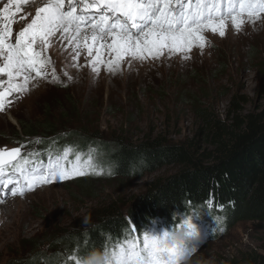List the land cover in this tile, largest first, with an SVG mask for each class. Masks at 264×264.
<instances>
[{"label": "rangeland", "instance_id": "obj_1", "mask_svg": "<svg viewBox=\"0 0 264 264\" xmlns=\"http://www.w3.org/2000/svg\"><path fill=\"white\" fill-rule=\"evenodd\" d=\"M36 6L32 4L20 16L26 12L34 15ZM30 19L29 16L28 21ZM18 21L13 26L15 31L28 22L20 18ZM205 35L212 46L206 47L202 54L198 48L193 49L192 58L188 61L174 56L170 60L161 58L144 63L134 62L131 66L124 65L123 71L115 75L102 68L96 78H93L88 67H66L71 61L68 53L58 45L51 54L58 74L68 86L40 81L6 112L0 113V147L24 145L22 151L25 153L40 152L39 136L17 135L19 118L39 119L46 102L53 103L54 99H58L62 103L68 94L77 99L84 111L92 113L89 119L94 127L110 139L114 135H121L138 140L149 133L180 142L196 136L204 129L203 121L195 104L189 102V97L182 100L185 93L198 95L200 105L210 100L209 111L222 118H225L231 99L235 96L244 97L247 101L240 104L246 112L263 109L264 21H258L255 25L246 24L239 33L233 31L229 24L225 38L211 33ZM79 63H86L84 54ZM65 70L73 76L71 81L63 77ZM139 87L140 95L137 97L135 90ZM208 95L210 98L206 100ZM127 99H133L134 103L127 106ZM60 108L63 106L60 105ZM86 155V151L81 154L85 159ZM175 170V166H167L155 173L122 180L115 175H87L67 181L57 180L39 186L22 197H13L10 189L7 193L0 191V201H3L0 203V264L20 260L25 253L27 259L30 258V255H34L30 254L31 243L42 241L45 234L51 235L77 226L85 217L95 215L111 202H125L122 211L126 217L133 201L152 182ZM91 181V185L85 184ZM156 223L157 219L154 226H157ZM196 224L206 235V240L192 257L193 264L204 259L219 264L230 254L249 249L260 250L264 243V221L238 222L220 236L217 233L209 235L201 224ZM161 230L141 232L160 235ZM49 244L46 242L42 247L48 251L47 254L54 251L49 249Z\"/></svg>", "mask_w": 264, "mask_h": 264}, {"label": "trees", "instance_id": "obj_2", "mask_svg": "<svg viewBox=\"0 0 264 264\" xmlns=\"http://www.w3.org/2000/svg\"><path fill=\"white\" fill-rule=\"evenodd\" d=\"M135 91L139 97L140 87ZM185 97L195 104L204 129L180 142L149 133L138 140L121 135L107 138L89 119L92 113L84 111L71 94L66 95V102L59 103L58 99L46 102L39 119L19 118L17 135L39 136L38 161L43 158L47 162L50 155L57 156L65 150H71L70 159H74L75 154L86 151V159L91 154L103 165L104 177H108L111 167L121 180L155 173L167 166H175L176 170L152 182L133 201L126 217L122 211L126 203L111 202L95 215L87 216V224L83 221L59 233L45 234L42 241L31 243L29 240L30 254L34 255L27 259L24 252L22 259L8 264H60L74 252L83 257L94 249H103L105 244L123 240L132 227L138 232H154L162 226L171 230L176 223L174 213L183 215L197 208L203 212L193 219L205 224L209 235L220 236L213 221L216 216L225 218L221 226L226 230L241 221H264V108L246 112L240 104L247 101L235 96L222 118L209 111L210 95L202 105L198 103V95L185 93L182 100ZM131 102L134 100L127 99V106ZM209 199L213 201L211 209L205 203ZM217 204L223 208L216 207ZM155 219L157 226H154ZM46 242L54 250L52 253L43 250ZM219 264H264V243L260 250L230 254Z\"/></svg>", "mask_w": 264, "mask_h": 264}, {"label": "snow or ice", "instance_id": "obj_3", "mask_svg": "<svg viewBox=\"0 0 264 264\" xmlns=\"http://www.w3.org/2000/svg\"><path fill=\"white\" fill-rule=\"evenodd\" d=\"M29 3L39 6L34 15L20 16V20L31 19L15 31L20 6ZM258 21H264V0H7L0 7V113L40 81L68 86L51 54L58 45L71 61L66 67H88L96 78L102 68L115 75L134 62L174 56L188 61L193 49L202 54L212 46L205 33L225 38L229 24L239 33L246 24ZM82 54L84 65L79 63ZM62 75L67 81L73 79L67 70ZM24 147H0V185H12L13 197L57 180L104 174L103 165L91 154L87 159L80 154L69 159L65 150L50 155L44 165L32 159L36 153L23 152ZM115 174L109 167L107 175ZM205 203L213 207L211 199ZM216 219L218 231L224 232V217ZM103 250L111 254L113 264H175L171 254L150 245L148 234L135 227ZM81 258L74 252L60 264H81Z\"/></svg>", "mask_w": 264, "mask_h": 264}, {"label": "clouds", "instance_id": "obj_4", "mask_svg": "<svg viewBox=\"0 0 264 264\" xmlns=\"http://www.w3.org/2000/svg\"><path fill=\"white\" fill-rule=\"evenodd\" d=\"M141 163L144 164L145 161L141 160ZM202 212L203 210L197 208L183 215L174 213L173 218L176 223L171 230H163L160 235L146 232L150 245L159 251L171 254L175 264H193L192 257L199 251L198 246L206 240V236L201 233L193 219L194 215H200ZM216 217L213 221L217 225ZM88 222L89 218L85 217L84 223ZM81 264H113V260L109 252L94 249L81 258ZM195 264H214V262L211 259H204L197 260Z\"/></svg>", "mask_w": 264, "mask_h": 264}, {"label": "bare ground", "instance_id": "obj_5", "mask_svg": "<svg viewBox=\"0 0 264 264\" xmlns=\"http://www.w3.org/2000/svg\"><path fill=\"white\" fill-rule=\"evenodd\" d=\"M3 2V1H2ZM1 2V3H2ZM5 3H7V0H5L3 3H2V5L0 6V7H3V4H5ZM29 6H32V3H29L28 4ZM28 5H21L20 7H21V9H22V11L21 12H23L24 10H26V9H28L29 8V6ZM37 6H39L38 4H36ZM31 10V9H30ZM20 14L21 13H19L18 14V16H17V20H19V18H20ZM14 25H17V24H14ZM106 58V57H105ZM170 60V59H169ZM136 63V62H135Z\"/></svg>", "mask_w": 264, "mask_h": 264}]
</instances>
